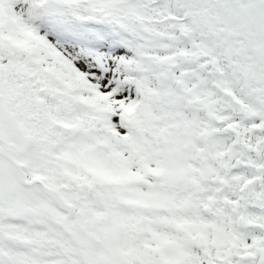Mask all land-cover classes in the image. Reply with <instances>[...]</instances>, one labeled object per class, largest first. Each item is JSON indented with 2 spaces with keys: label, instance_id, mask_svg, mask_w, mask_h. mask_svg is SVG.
Here are the masks:
<instances>
[{
  "label": "snow or ice",
  "instance_id": "1",
  "mask_svg": "<svg viewBox=\"0 0 264 264\" xmlns=\"http://www.w3.org/2000/svg\"><path fill=\"white\" fill-rule=\"evenodd\" d=\"M0 264H264V0H0Z\"/></svg>",
  "mask_w": 264,
  "mask_h": 264
}]
</instances>
